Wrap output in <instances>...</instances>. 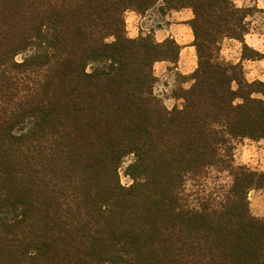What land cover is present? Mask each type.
Here are the masks:
<instances>
[{"label": "trees", "instance_id": "trees-1", "mask_svg": "<svg viewBox=\"0 0 264 264\" xmlns=\"http://www.w3.org/2000/svg\"><path fill=\"white\" fill-rule=\"evenodd\" d=\"M157 1L0 0V264H264L248 201L264 169L233 159L264 139V82L220 57L224 38L264 57L244 41L248 9L163 0L192 10L197 56L169 109L153 64H176L178 44L126 33L125 12ZM213 168L226 187L207 184Z\"/></svg>", "mask_w": 264, "mask_h": 264}, {"label": "crops", "instance_id": "crops-1", "mask_svg": "<svg viewBox=\"0 0 264 264\" xmlns=\"http://www.w3.org/2000/svg\"><path fill=\"white\" fill-rule=\"evenodd\" d=\"M127 17L132 21L130 27H126L127 31L130 30L128 37L135 38L139 34H150L156 42H162L167 38L173 39L179 46L178 58L176 64H173V70L177 71L181 76H188L194 71L197 65V56L193 45L194 36L190 27V21L193 18V13L190 8L169 9L165 7L163 0H158L152 7L142 14L132 10L126 11L125 23L126 21L128 22ZM249 36L248 33L245 35V43L249 47L259 51L256 44L248 42ZM227 41H229V43L232 41L235 43L237 42L238 47H241V43L237 40L228 39ZM227 45L230 44L227 42ZM220 57L231 63L239 62L242 66L244 77L248 82L255 80L264 82V57L256 60L243 59L241 56V48L236 52L232 47L227 48L225 45H221ZM170 65L171 64L167 61L155 62L153 64V73L155 77L167 79L169 72H171L169 69ZM190 84L191 81L187 79L186 81H182L181 86L187 88ZM174 99L175 98L170 97V99L167 100H171V103H174ZM177 103H180L178 102V98ZM245 141H249L250 143H253V145H248ZM261 141H264V139L258 141H253L247 138L242 139L239 143V145L244 148L242 156L240 158H238V155L235 156L240 164H246L249 166V163H257L259 165L254 169L263 170L264 146L258 150L259 152H257L256 149H253V146ZM238 150L239 148L237 151ZM249 150L252 151L249 152Z\"/></svg>", "mask_w": 264, "mask_h": 264}, {"label": "rangeland", "instance_id": "rangeland-1", "mask_svg": "<svg viewBox=\"0 0 264 264\" xmlns=\"http://www.w3.org/2000/svg\"><path fill=\"white\" fill-rule=\"evenodd\" d=\"M233 2L238 7H244L248 9L247 12H249V14L247 15L245 19L248 23V28H249L248 34L250 35L248 37V42L251 44H256L259 52L264 54V0H233ZM127 20L128 22L126 21V27H130L132 21L129 20L128 17H127ZM129 31L126 30L127 36H128ZM140 35L142 34H139L138 36ZM228 39L229 38H224L221 42V45H225L227 46V48L232 47V49L235 50L236 52L237 50H240V47H238L237 42L235 43L234 41H232L229 43V41H227ZM227 42L230 45H227ZM23 57H24V54H18L15 59L17 61H21ZM169 69L171 70V72H169L167 79H160L158 77L156 78L157 81L154 84L153 93L159 99H161V101L167 108L170 109L173 106L180 107L182 104V100H180L179 98H178V102L180 103H177V97H174V94L178 92V89L181 86L183 79H182V76L177 71L173 70L174 69L173 64L170 65ZM233 86L235 87V84H233ZM170 97L175 98L173 100L174 103H171V100L170 101L167 100V99H170ZM241 141L242 139L239 140L235 144V148L233 151L234 163L237 165H242L235 158V156L237 155H238V158H240L242 156V152L244 151V148H242V146L239 145ZM245 142L248 145H251V144L253 145V143H250L249 141H245ZM263 146H264V141H261L260 143L255 144L253 146V149H256V151L259 152L258 150L262 148ZM238 148L239 150L237 151ZM251 151L252 150H249V152ZM132 160H133V155L129 154V155H126L120 163V167L118 170L119 179H120V183L123 186H129L132 183V179L126 174V167L130 162H132ZM247 162H250V161H247ZM249 164H250L249 166L246 164H243V165H246L249 168L256 170V171H262V169H259V170L254 169L259 164L257 163L256 164L249 163ZM230 180H231V177L229 176L227 171H219L216 168L210 169L208 172L207 178H206V182L209 186L215 185L219 187L221 186L226 187L230 183ZM192 184L193 182L188 181L186 184L187 189L193 188ZM248 201H249V209H250L251 214L259 218H264L263 217L264 216V188L250 190L248 193Z\"/></svg>", "mask_w": 264, "mask_h": 264}]
</instances>
